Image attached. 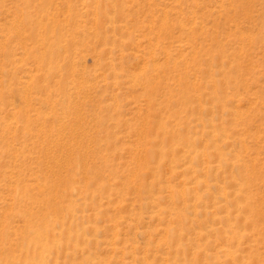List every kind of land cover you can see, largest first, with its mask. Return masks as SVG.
Here are the masks:
<instances>
[{
  "label": "rangeland",
  "instance_id": "1",
  "mask_svg": "<svg viewBox=\"0 0 264 264\" xmlns=\"http://www.w3.org/2000/svg\"><path fill=\"white\" fill-rule=\"evenodd\" d=\"M0 264H264V0H0Z\"/></svg>",
  "mask_w": 264,
  "mask_h": 264
}]
</instances>
